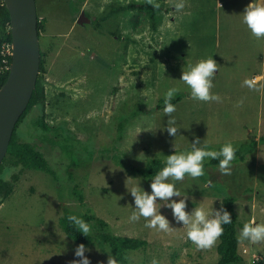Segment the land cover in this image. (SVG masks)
Instances as JSON below:
<instances>
[{"label": "rangeland", "instance_id": "obj_1", "mask_svg": "<svg viewBox=\"0 0 264 264\" xmlns=\"http://www.w3.org/2000/svg\"><path fill=\"white\" fill-rule=\"evenodd\" d=\"M180 2L184 8L176 10ZM249 2L35 0L45 105L34 106L16 134L43 154L53 176L3 163L0 178L9 181L19 173V179L0 205V264L79 259L77 244L60 227L66 212L105 221L113 236L145 241V248L125 253L128 264H151L154 258L157 264H217L218 238L198 248L164 202L157 201L158 212L170 231L146 227L144 217L130 220V187L140 181L151 191V179L134 169L153 159L164 162L174 147L189 149L194 137L214 150L227 142L236 149L256 142L243 162H232L229 175L206 160L203 176L175 181L182 195L170 200L184 199L190 213L201 204L219 210L224 197H234L238 252L244 264H264V241L239 237L245 223H264V38L252 36L242 23ZM144 3H158L159 11L119 9ZM111 9L118 12L101 21ZM81 12L89 22L78 25ZM209 56L218 64L210 92L219 99L194 100L179 80L183 65ZM173 86L181 96L172 113L181 127L176 138L168 135V116L157 108ZM158 124L163 131H147ZM89 223V234H97ZM88 248L91 264H107L108 255Z\"/></svg>", "mask_w": 264, "mask_h": 264}, {"label": "clouds", "instance_id": "obj_2", "mask_svg": "<svg viewBox=\"0 0 264 264\" xmlns=\"http://www.w3.org/2000/svg\"><path fill=\"white\" fill-rule=\"evenodd\" d=\"M151 2V0H150ZM153 7L158 8L159 4L154 3ZM174 8H184L183 2L175 3ZM242 23L246 26L252 36L257 39L264 38V0H250L244 8ZM181 80L187 86L190 96L198 101L218 100L219 97L210 92L213 87V77L218 69L217 62L209 56L199 59L195 63L183 65ZM180 91L177 87H168L164 95L163 115L168 116L166 131L169 136L176 138L179 127L172 113L176 111V105L171 101ZM164 129L158 124L147 131L155 133ZM189 149L176 150L174 147L171 154L164 156V166L151 178L150 192L143 190L140 181L133 184L128 190L134 200V207L130 220L137 221L141 217L146 218V227L158 228L162 231H170L168 220L158 212L157 201L164 202V206L172 209L176 220L187 229V237L198 248L211 247L217 238L223 233V225L232 222L231 214L221 205L219 210L201 204L193 207L192 211L186 212L184 199L170 200L173 196H181L182 192L176 186L175 181H182L185 176L192 178L201 177L205 174L204 164L208 159H218V168L221 174H231L232 161L235 159L236 148L231 142H227L218 150L211 149L207 143H202L199 137H194ZM143 161V160H142ZM68 221L79 229V232L87 236L92 226L89 222L77 215H69ZM239 237L253 244L264 241V223H245L240 229ZM108 250L107 264H118V260ZM90 249L83 243L78 244L74 249V259L71 264H91L90 258L85 255ZM151 264H157L155 258Z\"/></svg>", "mask_w": 264, "mask_h": 264}, {"label": "trees", "instance_id": "obj_3", "mask_svg": "<svg viewBox=\"0 0 264 264\" xmlns=\"http://www.w3.org/2000/svg\"><path fill=\"white\" fill-rule=\"evenodd\" d=\"M121 10L127 9L132 11L144 12L148 11L152 15L157 13L159 10L153 5L144 3V4H129L126 8H119ZM118 12V9H111L110 12L103 18L101 21H105L106 19L113 16ZM38 19V37H39V29L41 24ZM9 14L3 3V0H0V50L4 43H10V31H9ZM43 54L40 52V68L39 73H44V64L42 60ZM4 58L0 54V89L6 82L8 77V67L11 61V58H7V63H3ZM181 100L180 95H176L172 99V103L176 105ZM165 104V100H162L160 104L157 105L158 109H163ZM44 107L45 105V90L42 86L40 77L38 76L35 90L31 96L30 102L19 118L18 122L15 125L14 131L11 136L10 143L7 148V154L3 159L2 164L0 165V175L3 171V163L9 162L13 167H21V169L25 170H34L43 172L50 176H53V171L49 168L46 159L43 154L35 149V147L28 143H23L18 140L16 129L21 124L27 113L34 106ZM42 115H44V111L42 110ZM46 128V126H44ZM256 142H251L248 145H241L236 149L235 159L232 162H243L245 160V152L251 151L256 147ZM217 148L216 150H218ZM219 160L212 159L209 162L210 166H218ZM164 166V162L160 159H153L148 162L143 168L134 169V173L145 178L151 179L160 168ZM19 179V173H15L10 177L9 181H5L0 178V205L12 194L14 184ZM235 198L232 196L224 197L221 201V205L224 209H226L232 218V222L230 224L223 225V233L218 238L219 244L217 248L218 253V262L217 264H244V260L242 256L238 252V235L237 230L239 227L238 216L235 211ZM70 214L67 212L60 219V227L65 233V235L71 239L73 242L78 244H85L88 246H95L99 251L103 254L108 255L109 249L110 254L118 260L119 264H128L125 253L127 252H135L139 251L146 247L147 243L143 240H139L136 238H123L118 236H113L108 232V225L105 221L98 219L94 216L85 217V221L94 223L98 228V233L95 235L88 234L84 236L79 232V229L71 224L67 217ZM105 246L108 247V250L105 249Z\"/></svg>", "mask_w": 264, "mask_h": 264}, {"label": "water", "instance_id": "obj_4", "mask_svg": "<svg viewBox=\"0 0 264 264\" xmlns=\"http://www.w3.org/2000/svg\"><path fill=\"white\" fill-rule=\"evenodd\" d=\"M3 3L10 19L12 52L8 77L0 89V165L7 154L15 125L35 90L40 68L35 0H3ZM88 22L81 12L77 24Z\"/></svg>", "mask_w": 264, "mask_h": 264}, {"label": "built area", "instance_id": "obj_5", "mask_svg": "<svg viewBox=\"0 0 264 264\" xmlns=\"http://www.w3.org/2000/svg\"><path fill=\"white\" fill-rule=\"evenodd\" d=\"M11 52H12L11 42L10 43H4L1 47V50H0V54L4 58L3 63L6 64L7 58L8 57L11 58Z\"/></svg>", "mask_w": 264, "mask_h": 264}]
</instances>
